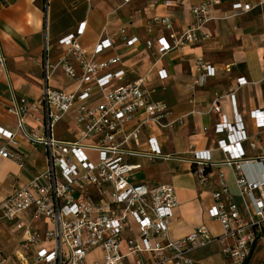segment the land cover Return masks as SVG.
I'll list each match as a JSON object with an SVG mask.
<instances>
[{
    "label": "built area",
    "instance_id": "1",
    "mask_svg": "<svg viewBox=\"0 0 264 264\" xmlns=\"http://www.w3.org/2000/svg\"><path fill=\"white\" fill-rule=\"evenodd\" d=\"M219 2L206 0L193 4L189 9L193 22L185 30L174 29L169 16L154 17V23H162L169 31V39L157 38L159 55L208 39L210 34L204 25L214 18V8ZM251 8L247 0H234L222 17ZM84 24L85 20L81 21L75 33L58 40L63 52L55 62L49 57L46 27L43 70L47 83L43 92L36 100L22 97L8 108L17 117L20 133L44 149L47 164L44 172L34 175L0 201V220L10 222L14 230L23 233L15 264H145L146 255L152 264L167 261L195 264L188 253L215 239L223 242L226 261L211 264H248L253 244L264 238V150L256 157H245L240 143L247 135L240 113L233 108L230 119L222 112L220 100H216L212 109L219 118L212 125L216 136L213 146L196 150L190 144L188 149L198 183H208L210 187V216L220 222L224 232L214 235L202 223L185 235L172 238L169 230L172 212L179 205L174 186L170 183L148 186L137 179L140 163L124 159L126 155L165 157L153 131L163 125L171 110L166 103L150 98L146 76L121 83L125 72L118 67L123 64L119 53L95 58L112 48L116 39L106 37L84 47L79 40ZM151 26H147V31H151ZM137 42V37H130L124 43L133 47ZM4 66L5 57L0 54V67ZM57 67L74 83L72 89L49 84V77ZM190 70L193 85L201 86L217 69L202 57H194ZM158 74L164 76V69L159 68ZM236 82L237 86L246 83L244 78ZM235 89L228 93L231 99ZM67 114L75 124L76 137L72 140L54 135L55 125ZM250 116L256 128L263 130L262 109H252ZM144 130L148 131L146 149L140 151L135 145ZM0 133L6 139L0 156L24 167L27 155L16 146L17 133L2 128ZM250 146L255 148L256 142L250 140ZM213 149L224 154L218 162L234 169L245 219L224 173L219 170L214 177L210 170L216 163L211 155ZM86 151L95 154L96 161ZM40 224L45 225L44 232ZM96 248L101 258L88 263L87 255Z\"/></svg>",
    "mask_w": 264,
    "mask_h": 264
},
{
    "label": "crops",
    "instance_id": "2",
    "mask_svg": "<svg viewBox=\"0 0 264 264\" xmlns=\"http://www.w3.org/2000/svg\"><path fill=\"white\" fill-rule=\"evenodd\" d=\"M206 0H0V54L5 57V66L0 67V129L15 131L18 149L26 153L25 166L0 156V201L34 175L46 170V154L42 147L26 139L17 128V117L8 112L15 100L26 97L38 99L47 81L43 70L45 29L48 28L50 41L49 57L57 61L63 49L58 40L75 33L79 23L85 20L79 40L84 47L106 37H114L113 47L97 55L104 58L119 53L123 64L118 65L125 72L121 83L146 76V85L150 89V98L166 103L171 114L163 125L155 127V135L161 158L148 159L141 155H126L128 163H140L137 179L153 187L162 183L174 186L179 205L172 212L170 236L178 238L199 224H205L214 235H220L224 229L217 219L210 216L209 207L212 196L208 183H198L192 172L189 145L196 150L213 146L216 138L212 125L219 118L212 104L221 102V110L232 118V109L239 113L245 127L247 138L240 146L245 157H256L264 150V129L258 130L250 116L252 109H262L264 113V0H247L252 8L246 12L227 18L222 17L234 0H220L214 8V18L204 25L210 37L183 49H173L163 56L158 53L157 38L169 39V31L162 23H154L156 16H169L174 29L180 31L192 24L190 7ZM152 24L151 31L147 26ZM137 37L133 47H126L125 41ZM194 57L216 67V74L208 77L205 84L193 85L190 62ZM76 70L80 72L78 65ZM163 68L164 76L158 74ZM238 78L246 83L237 86ZM49 84L62 89H72L74 83L66 78L62 69L57 67L49 77ZM233 98L228 96L230 89ZM178 120L181 123H178ZM59 123L65 127V133L54 135L62 140L76 137L75 124L70 114ZM147 130L140 135L135 147L146 149ZM164 134L173 137L171 147L164 144ZM250 140L256 147L250 146ZM6 139L0 133V149ZM167 149V150H166ZM216 163L210 166L215 177L221 170L233 193L242 217L245 219L243 199L234 182V169L221 161L224 154L219 149L211 150ZM145 161L146 163H143ZM28 215V213H26ZM7 222V221H4ZM11 224V223H10ZM44 232L45 225L40 224ZM13 254L16 257L22 231ZM223 242L215 239L210 244L194 249L188 256L195 264L224 263L226 257L222 251ZM98 248L87 255V262L100 259ZM264 260V238H259L252 246L248 264H261ZM148 255L145 264H152ZM163 264H172L167 261Z\"/></svg>",
    "mask_w": 264,
    "mask_h": 264
},
{
    "label": "rangeland",
    "instance_id": "3",
    "mask_svg": "<svg viewBox=\"0 0 264 264\" xmlns=\"http://www.w3.org/2000/svg\"><path fill=\"white\" fill-rule=\"evenodd\" d=\"M65 127L62 123H57L55 125L56 132L65 133ZM173 142V137L170 134H164V144L165 146L171 147ZM167 150V149H166ZM87 154L91 155L90 151H86ZM91 160L96 161L95 154L91 155ZM143 163H146L143 161ZM19 230H14L10 222H4L0 220V264H15L17 259L13 254V250L16 248V244L19 240Z\"/></svg>",
    "mask_w": 264,
    "mask_h": 264
}]
</instances>
